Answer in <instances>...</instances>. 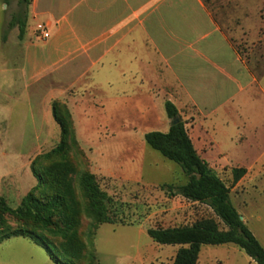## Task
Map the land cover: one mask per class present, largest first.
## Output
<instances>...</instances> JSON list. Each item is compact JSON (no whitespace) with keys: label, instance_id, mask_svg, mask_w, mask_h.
<instances>
[{"label":"crops","instance_id":"crops-1","mask_svg":"<svg viewBox=\"0 0 264 264\" xmlns=\"http://www.w3.org/2000/svg\"><path fill=\"white\" fill-rule=\"evenodd\" d=\"M263 8L262 0H31L21 37L15 27L12 38L0 35V75L14 80L11 87L19 78L23 94L0 92L14 112L0 115L3 142L49 141L58 101L80 148L97 144L83 149L93 175L152 187L158 184L154 172L143 173V144L141 162L116 159L131 155L127 144L146 133L168 131L161 110L170 102L215 173L227 165L264 172V57L246 58L234 42L236 35L250 45L264 39ZM235 15L252 20L257 35L241 27L230 33L217 17Z\"/></svg>","mask_w":264,"mask_h":264},{"label":"rangeland","instance_id":"rangeland-1","mask_svg":"<svg viewBox=\"0 0 264 264\" xmlns=\"http://www.w3.org/2000/svg\"><path fill=\"white\" fill-rule=\"evenodd\" d=\"M257 2L260 5L261 0ZM262 2L264 3V0ZM259 16L264 25V8ZM26 17L27 9L19 4L18 0H0V35L4 34L12 38L15 32L14 27L18 29L17 25L25 22ZM217 17L230 33L241 27L243 30L249 29L250 35H257V32L253 30L252 20H246L243 15L231 16L230 20V16ZM6 22H11L14 26L4 30ZM241 32L244 33V31ZM234 42L246 58L264 57V39L250 45L246 37L236 35ZM10 65L6 63L7 69ZM2 66L3 63L0 62V68ZM258 70H264L263 61H258ZM18 79L17 86L11 87L14 80H10L8 75H0V92L2 89L15 88L18 98H23ZM12 106L13 102L10 98L0 93V110H2L0 115L14 113L10 112ZM161 113L166 114L164 107ZM49 131V141L46 142L33 143L26 136L24 143H4L2 128H0V199L14 210L19 206L21 199L36 187L42 193H50L46 184H38L33 177L31 170L33 162H35L37 175L46 174L48 171L57 173V171L66 170L69 189L65 197L70 214L77 220V225L66 239L46 233L56 251L66 257L63 258L62 255L54 253L51 248L46 249L41 244L37 245L28 239L18 237L11 238L0 245V264H68L67 261L71 264H172L176 247L157 245L148 237L146 233L148 229L191 225L207 218L214 219L220 229H224L207 207L199 204L191 205L178 198L168 197L161 187L181 186L182 171L177 164L152 150L141 137L136 142L127 144L134 149L131 155L121 154L116 161L125 163L129 160L134 164L141 162L139 154L142 152L143 144L147 148L143 159V173L148 177L154 172L153 175L156 177L153 182L158 185L148 187L94 175L100 190L110 199L106 203V209L111 223L89 227V224L93 222L84 212L85 199L78 184V176L81 172L92 174L87 153L83 149H87L88 145L94 149L97 144L81 143L83 149L80 146L79 148L83 155L71 148L65 158L51 156L49 159H44L43 157H46V154L59 144L57 125H55V136L52 130ZM241 161L250 163L253 159ZM237 169L239 168L227 165L218 169L216 174L230 188V203L240 217H244V224L264 248V172L257 174L252 168L243 176L244 183L236 186V183H233V170ZM0 221L13 228L23 227L36 234L42 232L41 229H34L28 224L17 222L14 217L7 214H0ZM198 264L255 263L238 247L227 244L203 246Z\"/></svg>","mask_w":264,"mask_h":264},{"label":"trees","instance_id":"trees-1","mask_svg":"<svg viewBox=\"0 0 264 264\" xmlns=\"http://www.w3.org/2000/svg\"><path fill=\"white\" fill-rule=\"evenodd\" d=\"M28 8L31 0H18ZM14 26L8 23V28ZM18 36L24 31L25 22L18 24ZM52 117L59 128V144L44 159L51 156L65 158L69 149L82 152L75 139L71 115L66 106L58 101L52 102ZM166 117L174 124L170 125L166 133L149 132L144 135L145 143L163 158L177 164L186 178L182 186L164 185L161 187L168 197H182L187 201L204 204L213 213L212 218L201 219L191 225L150 228L146 231L148 237L157 245L179 246L172 264H198L202 246H220L231 244L242 250L255 264H264V248L260 245L252 232L240 220V215L230 203V188L217 176V174L202 160L194 149L180 119L177 110L170 102L164 103ZM39 158V159H43ZM37 161V160H36ZM35 162L32 163V175L38 184H46L50 193H42L34 188L21 199L16 209L9 208L0 199V214L14 217L17 222L41 229L35 233L23 227H10L0 221V245L11 238H25L34 244H41L46 249L56 251L49 242L46 233L66 239L77 225V220L70 214L66 193L69 189L67 172H46L37 175ZM233 183L245 174V170H233ZM78 184L85 199L84 212L93 222L89 227L111 223L108 218L106 203L109 197L100 190L93 174L81 172ZM62 255V254H60ZM63 258L66 255H62ZM67 261V260H66ZM71 264L70 261H67Z\"/></svg>","mask_w":264,"mask_h":264},{"label":"built area","instance_id":"built-area-1","mask_svg":"<svg viewBox=\"0 0 264 264\" xmlns=\"http://www.w3.org/2000/svg\"><path fill=\"white\" fill-rule=\"evenodd\" d=\"M38 34H39V37L42 39V40H45L48 38V33L46 32L45 29L41 28V29H38Z\"/></svg>","mask_w":264,"mask_h":264},{"label":"water","instance_id":"water-1","mask_svg":"<svg viewBox=\"0 0 264 264\" xmlns=\"http://www.w3.org/2000/svg\"><path fill=\"white\" fill-rule=\"evenodd\" d=\"M174 124V122H171L170 125ZM240 220H242V218L240 217Z\"/></svg>","mask_w":264,"mask_h":264}]
</instances>
